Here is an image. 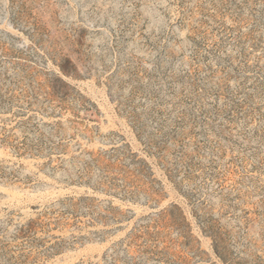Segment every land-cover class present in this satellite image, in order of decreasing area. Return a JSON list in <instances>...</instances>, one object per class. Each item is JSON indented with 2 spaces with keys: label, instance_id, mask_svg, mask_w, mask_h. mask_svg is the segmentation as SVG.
<instances>
[{
  "label": "rangeland",
  "instance_id": "374dc122",
  "mask_svg": "<svg viewBox=\"0 0 264 264\" xmlns=\"http://www.w3.org/2000/svg\"><path fill=\"white\" fill-rule=\"evenodd\" d=\"M0 264H264V0H0Z\"/></svg>",
  "mask_w": 264,
  "mask_h": 264
}]
</instances>
